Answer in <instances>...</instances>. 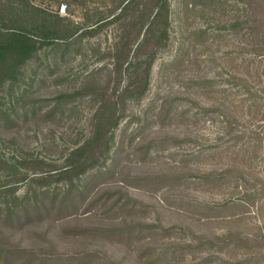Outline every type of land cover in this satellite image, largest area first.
<instances>
[{
    "label": "rangeland",
    "instance_id": "374dc122",
    "mask_svg": "<svg viewBox=\"0 0 264 264\" xmlns=\"http://www.w3.org/2000/svg\"><path fill=\"white\" fill-rule=\"evenodd\" d=\"M166 4L0 0V38L45 25L62 42L0 88V185L15 164L54 198L24 246L47 253L46 232L98 264H264V0ZM103 118L111 149L58 213L66 157Z\"/></svg>",
    "mask_w": 264,
    "mask_h": 264
},
{
    "label": "trees",
    "instance_id": "16d2710c",
    "mask_svg": "<svg viewBox=\"0 0 264 264\" xmlns=\"http://www.w3.org/2000/svg\"><path fill=\"white\" fill-rule=\"evenodd\" d=\"M162 1L166 6V0ZM19 29L17 31H7L0 38V88L7 80H16L20 66L35 55L40 46L55 42V33L47 29L45 25L27 27L23 24ZM65 37L68 39L67 37L70 38L71 35H65ZM38 40L40 41L38 42ZM61 43L54 44L60 45ZM68 44L64 42V45ZM62 98L64 97L58 98V101ZM104 113L106 111L101 112V115ZM112 115L116 116L115 112ZM110 124L115 125V123L103 118L101 127L94 130L89 139L81 146L72 149L67 155L66 163L68 167L61 171V175L68 174L66 180L70 184L62 196L58 213H62L69 205L68 203L73 202L71 193L75 188L74 179L79 178L87 169L99 162L97 154L104 155L111 149L109 143L111 141V137H109L111 131L107 129V125ZM10 168L15 176V178L13 177V183L10 185L1 183L0 185V264H98L95 262L96 258L93 257L94 253L84 255L82 253L76 258H72V256L62 258L61 255H58L54 243L47 238L46 232L39 236H43L44 241L50 244L46 248L47 253H39V251L23 245L21 235H23L24 226L28 227L29 224L40 223L48 218L53 212L51 205L54 204V198H52L50 205L49 203L46 205V200L41 195L43 197L47 196V191H42L39 194L37 186L44 184L45 179L39 181L36 176L21 172L15 164H11ZM22 184H25L27 189L20 195L17 192ZM26 230H29V228ZM109 232L111 230H108V234ZM32 233L38 235V232L32 231ZM215 239L221 243L220 248H227L234 241L231 234L216 236ZM113 264H119V262Z\"/></svg>",
    "mask_w": 264,
    "mask_h": 264
},
{
    "label": "built area",
    "instance_id": "2783aa9c",
    "mask_svg": "<svg viewBox=\"0 0 264 264\" xmlns=\"http://www.w3.org/2000/svg\"><path fill=\"white\" fill-rule=\"evenodd\" d=\"M65 9H66V6L65 5H61L60 12L61 13H64L65 12Z\"/></svg>",
    "mask_w": 264,
    "mask_h": 264
}]
</instances>
